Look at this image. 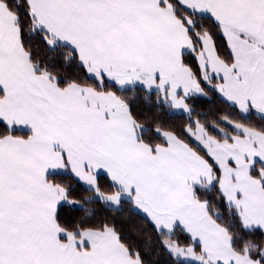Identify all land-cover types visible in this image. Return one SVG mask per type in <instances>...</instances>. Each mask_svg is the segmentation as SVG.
Returning a JSON list of instances; mask_svg holds the SVG:
<instances>
[{
  "label": "snow or ice",
  "instance_id": "6c2138e0",
  "mask_svg": "<svg viewBox=\"0 0 264 264\" xmlns=\"http://www.w3.org/2000/svg\"><path fill=\"white\" fill-rule=\"evenodd\" d=\"M125 211L167 264H264V0H0V264H146Z\"/></svg>",
  "mask_w": 264,
  "mask_h": 264
},
{
  "label": "trees",
  "instance_id": "16d2710c",
  "mask_svg": "<svg viewBox=\"0 0 264 264\" xmlns=\"http://www.w3.org/2000/svg\"><path fill=\"white\" fill-rule=\"evenodd\" d=\"M154 100V97H153ZM149 102L143 98V94H140L135 102V110L145 113L148 111H152L154 115H156V111L154 109H149ZM221 110L223 111V105L216 99L215 96H210L207 99H203L196 102V111L201 113H209L211 111ZM160 118L165 120L169 124H173L178 128L182 126L183 121L180 119L169 118L166 115H160ZM97 211H100L97 209ZM109 217L114 219L118 228H120L126 237L131 240L141 244L142 253L145 256L146 264H167V257L163 253H157L155 251L156 246L153 245V251L149 253L147 250L143 248V239L137 234L135 229L144 228L143 221L139 216L132 215L131 213L125 211L119 215L115 213H107ZM104 214L101 212V218H103Z\"/></svg>",
  "mask_w": 264,
  "mask_h": 264
}]
</instances>
